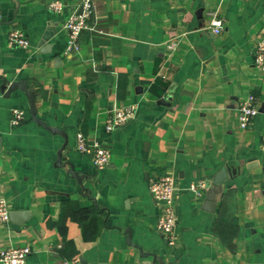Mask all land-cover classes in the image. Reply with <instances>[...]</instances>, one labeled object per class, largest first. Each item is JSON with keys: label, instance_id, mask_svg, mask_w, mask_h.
Instances as JSON below:
<instances>
[{"label": "crops", "instance_id": "0c3cea01", "mask_svg": "<svg viewBox=\"0 0 264 264\" xmlns=\"http://www.w3.org/2000/svg\"><path fill=\"white\" fill-rule=\"evenodd\" d=\"M0 0V250L29 246L26 264H264V72L254 65L264 0H94L80 49L65 54V21L82 0ZM225 20L212 32L208 13ZM22 30L30 47L12 46ZM175 41V46L170 44ZM26 80L36 93H8ZM259 112L241 127L237 105ZM136 117L106 129L115 107ZM26 110L11 124L12 110ZM82 131L111 151L105 169L74 150ZM235 173L207 192L224 167ZM74 170V173L70 172ZM175 177L177 235L158 230L164 205L152 180ZM205 180L204 196L190 184ZM209 207V208H208Z\"/></svg>", "mask_w": 264, "mask_h": 264}, {"label": "built area", "instance_id": "2783aa9c", "mask_svg": "<svg viewBox=\"0 0 264 264\" xmlns=\"http://www.w3.org/2000/svg\"><path fill=\"white\" fill-rule=\"evenodd\" d=\"M49 7L56 13L62 11L63 4L60 0H52ZM95 12L94 0H82L79 12H72L65 21L66 42L65 54H71L80 49L79 37L83 30L90 27V19ZM209 27L214 33H221L225 29V20L218 11L208 13ZM8 43L14 46L30 47L31 43L22 30H13L8 35ZM173 41L170 46H175ZM254 65L264 72V31L258 34L257 43L254 49ZM138 106L129 104L121 107H115L106 122V129L113 130L117 126H122L136 117ZM259 108L256 104L254 95L243 98L237 105V117L241 127H248L253 118L258 114ZM26 118V110L15 108L11 114V124L17 126ZM264 149V144H263ZM74 150L82 154H87L93 164L100 169H105L110 164L111 151L99 145L98 143L90 144L85 134L78 131ZM209 183L205 180H199L190 184L192 190L198 196H204ZM150 192L155 199L164 205V210L159 216L158 230L165 236L168 242L174 243L177 235V215L174 210L173 201L175 199L177 183L171 174L163 175L152 180L149 185ZM11 211L8 208L7 201L0 197V223L10 224ZM31 253L29 246H10L0 250V264H26ZM70 264V263H66Z\"/></svg>", "mask_w": 264, "mask_h": 264}, {"label": "water", "instance_id": "95a60500", "mask_svg": "<svg viewBox=\"0 0 264 264\" xmlns=\"http://www.w3.org/2000/svg\"><path fill=\"white\" fill-rule=\"evenodd\" d=\"M16 89H20L21 91H23L25 93V95L28 98L29 101V105H30V111H31V115L32 117L35 119V121L41 125H43L44 127H46L47 129H49L52 132H56V133H60L65 137V143L63 144V146L60 148L58 155V162H62V152L65 149V147L68 144V140H67V135L65 133L64 130L59 129L56 126H51L48 125L45 121H43L41 118L38 117V110H37V106H36V93L34 90L30 89L28 83L26 80H17V81H12L10 82L9 86H8V93H12L14 90ZM236 170H234L233 168H231L230 166H226L224 168H222L215 176L214 178V183H215V187L214 188H209L208 192H207V203H210V208L209 210H212L214 207V203L215 202V194L217 192V188L220 186V184H222L229 176L233 175L235 173ZM70 172L74 173L73 169H70Z\"/></svg>", "mask_w": 264, "mask_h": 264}]
</instances>
